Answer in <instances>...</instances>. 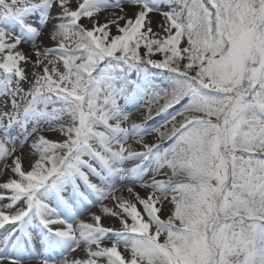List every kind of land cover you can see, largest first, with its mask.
I'll return each instance as SVG.
<instances>
[{
    "label": "snow or ice",
    "instance_id": "obj_1",
    "mask_svg": "<svg viewBox=\"0 0 264 264\" xmlns=\"http://www.w3.org/2000/svg\"><path fill=\"white\" fill-rule=\"evenodd\" d=\"M5 172L0 264H264V0H0Z\"/></svg>",
    "mask_w": 264,
    "mask_h": 264
},
{
    "label": "rangeland",
    "instance_id": "obj_2",
    "mask_svg": "<svg viewBox=\"0 0 264 264\" xmlns=\"http://www.w3.org/2000/svg\"><path fill=\"white\" fill-rule=\"evenodd\" d=\"M104 15H106V14H102V15H101V22H103V20H104ZM160 21H161V17H160L159 15H153V29H154V31H159V29H158V27H157V23L160 22ZM121 23H123V22H121ZM113 32H115V29H114V28H113ZM43 39H44V41H45V44H48V43H49V41L47 40V36H45ZM23 48L27 51V50L29 49V45L25 44V45H23ZM155 58H157V59L161 58V57H160V54H157ZM33 59H35V57H33ZM27 70H28V72H29V79H31V65L28 66V69H27ZM23 86H24L25 88L28 87L27 84H24ZM144 115H146V111H145L144 108H141L139 112H135V111L133 112V115H132V117H131V120L136 121V122H141V121H143V117H144ZM44 134H45L49 139H53V140H61V139H63V137H61L59 133L45 132ZM145 140L148 141L149 143H154V142H155V134H153L152 136L145 137ZM129 143L132 144L133 148H135L136 150H138V151L141 150V149H140V146L137 145V144H135L133 141L130 140ZM25 151L27 152V146H25ZM134 163H136V161H127V162L125 163V167H127V168H131V167L133 166ZM28 164H29V162L26 160V161H25V167H28ZM8 176H9V173H7V172H5L3 175H0V182L7 180V179H8ZM90 179H91L92 182H94V183H97V184L100 183V181H99L96 177H94V176L90 177ZM81 190H82V191H85L82 182H81ZM136 190H137L138 192H140V195H141V196H145V195H146V193H145L142 189H140L139 187H137ZM121 191H122L123 195L127 196V191H126V190H121ZM117 194L119 195V194H121V193H117ZM65 195H66L67 197H69V198H73V199L75 198V197L73 196L71 186L68 187V189H67ZM105 203H109V204H110L109 201H105ZM167 205H168V206H167ZM53 206H54V207H57V205L55 204V202H53ZM110 206H111V204H110ZM171 207H172V206L169 205V204H166V205H165V207H164V209H163V211H162V216H163V217H166V216L169 214V211L171 210ZM58 210L61 211V212H62L63 214H65V215L67 214V213H66V210L63 209L62 206H60V207L58 208ZM93 211H98V208L93 209ZM81 218H82V219H85V220H87V221H89V222H91V221H90V217L88 216V214H85V215L82 216ZM102 222H103L106 226H115L116 228H119V227H120L119 221L116 220L115 218H112V219H107V218H105ZM38 231H39V230L37 229V232H38ZM3 235H4L3 230H0V237H2ZM37 251H42V249H41V247H40L38 241H37ZM73 255H75V256H79L80 254H79V253H76V254H73ZM51 256H52L53 258L57 259V260H59V259L61 258L60 253H59L58 251H57V252H53V253H51ZM34 263H36V262L33 261L32 264H34Z\"/></svg>",
    "mask_w": 264,
    "mask_h": 264
},
{
    "label": "trees",
    "instance_id": "obj_3",
    "mask_svg": "<svg viewBox=\"0 0 264 264\" xmlns=\"http://www.w3.org/2000/svg\"><path fill=\"white\" fill-rule=\"evenodd\" d=\"M163 79H164V78H163L162 76L157 75L156 78H155V82L159 84V83L162 82ZM160 103H163V101H161ZM183 103H184V102H181V104H177V105H175L173 108H170V109L168 110V112L165 113V114H163V115L155 116L154 119L147 120V121H146L147 125L150 126V127H151V126H158L160 123L163 122V120L166 118V116H167L168 114H171V113H174V112L178 111V110L181 108V106H182ZM178 119H179V118H178ZM167 143H170V141L167 142ZM165 146H167V144H166Z\"/></svg>",
    "mask_w": 264,
    "mask_h": 264
},
{
    "label": "bare ground",
    "instance_id": "obj_4",
    "mask_svg": "<svg viewBox=\"0 0 264 264\" xmlns=\"http://www.w3.org/2000/svg\"><path fill=\"white\" fill-rule=\"evenodd\" d=\"M122 190H126V188H124V189H122ZM168 206V205H167ZM34 264H36V263H34Z\"/></svg>",
    "mask_w": 264,
    "mask_h": 264
}]
</instances>
